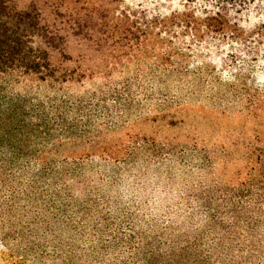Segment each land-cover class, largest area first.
<instances>
[{
    "label": "trees",
    "instance_id": "1",
    "mask_svg": "<svg viewBox=\"0 0 264 264\" xmlns=\"http://www.w3.org/2000/svg\"><path fill=\"white\" fill-rule=\"evenodd\" d=\"M79 3L61 0L60 11L55 7L48 15L36 4L19 9L14 0H0V248L11 238L29 240L28 228H17L13 222V212L29 213L28 206H17L21 201L39 199L45 211L44 221L39 222L45 228L66 218L69 210L82 217L89 212L85 206L90 201L83 207L73 204L69 181L79 178L80 160L93 154L87 149L65 150L78 137L89 140L102 130L91 122V102L70 92V85L86 77H108L121 61L150 57L157 66L170 64L172 58L187 62L194 51L202 53L203 44L208 47L203 56L215 52L216 59L238 73L247 71L249 62L264 64V0H157L139 15L125 11L115 15L111 2L105 3L103 15L97 14L104 9L100 7L82 14L86 8L77 7ZM149 35L156 38L152 43ZM74 42L86 47L68 51ZM116 57L118 61L113 60ZM104 87L101 92L109 93L108 85ZM116 99L122 101L120 95ZM251 101L254 111L264 107L259 97ZM118 104L119 110L124 109ZM90 150L103 159L116 156V151L102 145ZM251 153L245 157L251 172L240 188L222 193L217 200L195 195L207 219L202 231L195 235L188 231L182 238L171 233L167 238L165 229L153 237H139L122 235L116 228L108 245L130 250L136 241L130 252L133 264H211L219 256L228 264L251 263L264 235V147L255 160L248 157ZM61 154L66 157L58 161ZM108 217L105 211L96 213L105 229ZM209 235L211 240L205 241ZM64 253L56 257L63 258ZM75 255L74 249L71 257Z\"/></svg>",
    "mask_w": 264,
    "mask_h": 264
},
{
    "label": "rangeland",
    "instance_id": "2",
    "mask_svg": "<svg viewBox=\"0 0 264 264\" xmlns=\"http://www.w3.org/2000/svg\"><path fill=\"white\" fill-rule=\"evenodd\" d=\"M156 1L79 0L77 7L86 8L82 14L104 8L97 13L103 15L105 3L111 2L115 15L124 11L139 15ZM14 4L19 9L36 4L49 15L61 0H14ZM148 39L152 43L156 38L149 35ZM81 48L74 42L67 50L74 53ZM207 48L203 44L202 53L194 51L187 62L172 58L162 66L150 57L121 61L108 77H86L70 85V92L91 102V122L102 130L96 136L92 133L89 140L78 137L65 150L87 149L93 154L80 160L79 178L69 181L73 204L83 207L90 201L85 206L89 212L82 217L69 210L66 218L45 228L39 222L45 215L39 199L36 203L21 201L17 206H28L29 213L13 212V222L17 228H28L29 240L11 238L0 248V264H62L59 261L70 258L71 264H133L130 252L136 241L130 250L116 243L108 245L116 228L126 236L153 237L165 229L167 238L171 233L182 238L188 231L195 235L206 227L195 195L208 194L217 200L222 193L240 188L239 183L251 172L246 155L252 151L248 157L255 160L264 147V107L250 108L251 97L264 100V64L249 62L248 70L238 73L216 59L215 52L203 56ZM209 49H214V42ZM104 84L109 93L101 92ZM117 101L124 109L119 110ZM100 145L112 148L116 156L103 159L90 150ZM165 145L167 149L160 151ZM65 157L61 154L57 160ZM99 211L108 214V229L101 220L97 222ZM207 237L205 241H210ZM262 239L249 264H264V235ZM74 249L77 255L71 257ZM64 251L63 258L56 257ZM218 260L210 261L228 264L220 256Z\"/></svg>",
    "mask_w": 264,
    "mask_h": 264
}]
</instances>
